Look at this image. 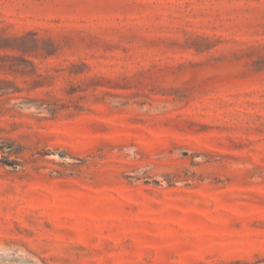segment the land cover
I'll use <instances>...</instances> for the list:
<instances>
[{
    "label": "rangeland",
    "instance_id": "1",
    "mask_svg": "<svg viewBox=\"0 0 264 264\" xmlns=\"http://www.w3.org/2000/svg\"><path fill=\"white\" fill-rule=\"evenodd\" d=\"M0 264H264V0H0Z\"/></svg>",
    "mask_w": 264,
    "mask_h": 264
}]
</instances>
